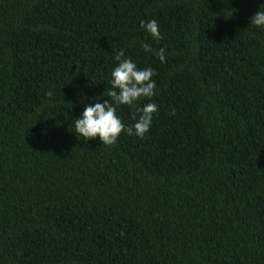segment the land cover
Listing matches in <instances>:
<instances>
[{
	"label": "trees",
	"instance_id": "obj_1",
	"mask_svg": "<svg viewBox=\"0 0 264 264\" xmlns=\"http://www.w3.org/2000/svg\"><path fill=\"white\" fill-rule=\"evenodd\" d=\"M258 9L264 0H0V264H264ZM151 19L160 40L140 27ZM121 50L154 69L156 95L139 105L158 111L143 139L85 140L74 119L111 103ZM133 113L117 106L126 126Z\"/></svg>",
	"mask_w": 264,
	"mask_h": 264
},
{
	"label": "clouds",
	"instance_id": "obj_2",
	"mask_svg": "<svg viewBox=\"0 0 264 264\" xmlns=\"http://www.w3.org/2000/svg\"><path fill=\"white\" fill-rule=\"evenodd\" d=\"M250 24L257 28H264V10L258 9L250 17ZM140 27L153 39H162L157 20H141ZM146 53L153 51L149 44H140ZM156 56L163 63L166 59L165 49L161 47L156 51ZM116 62L110 73L111 90L108 99L102 102L97 101L85 104L80 115L74 119L75 133L85 140L99 139L103 145H113L122 132L134 135L143 139L150 131L153 121V114L157 113L158 105L153 102H139L143 99L151 100L156 95V81L152 79L155 75L154 69L150 66L138 68L136 62L125 56L123 50L114 56ZM51 95V93H49ZM118 105H127L134 109V123L126 126L117 113ZM174 114V113H173Z\"/></svg>",
	"mask_w": 264,
	"mask_h": 264
}]
</instances>
